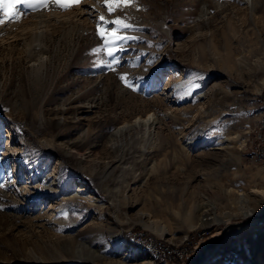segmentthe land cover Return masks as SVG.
Returning <instances> with one entry per match:
<instances>
[{"label": "rangeland", "instance_id": "rangeland-1", "mask_svg": "<svg viewBox=\"0 0 264 264\" xmlns=\"http://www.w3.org/2000/svg\"><path fill=\"white\" fill-rule=\"evenodd\" d=\"M259 1L256 19L247 0H135L112 15L104 0H80L0 25V264H152L129 247L134 233L187 248L184 264L201 252L198 264H264V224L253 226L264 167L249 152L264 71L244 72L264 50ZM97 4L135 26L115 70L102 66ZM36 12L60 23L42 41L40 83L39 50L24 52ZM182 82L198 87L173 94ZM150 115L152 135L131 130ZM203 213L220 222L189 229Z\"/></svg>", "mask_w": 264, "mask_h": 264}, {"label": "bare ground", "instance_id": "bare-ground-1", "mask_svg": "<svg viewBox=\"0 0 264 264\" xmlns=\"http://www.w3.org/2000/svg\"><path fill=\"white\" fill-rule=\"evenodd\" d=\"M247 3L249 5L250 8V12H251V16L253 18H257V12H258V6L260 5V1L259 0H247ZM57 8L55 5H51L49 9H54ZM96 9L102 13V9H100V5L97 4ZM80 16H86L87 13L82 10L80 11ZM30 18V25L33 27L32 29V34H28V36H31V40H25L24 42V46H25V53L28 54L29 58L32 57H36L37 55L39 56V60H37V64L33 65V68L37 70V81L40 83L42 82V80H44V72L43 69L45 67V64L47 62V58L44 57L43 54L45 49L47 51V45L45 43H42L43 39L48 38L49 37V30L51 28H53L52 30H55V25H60L59 21L57 20V18L52 19L50 17V14L47 15L44 12H36L35 14H31L29 15ZM90 22V18L87 17V19L85 20V23ZM62 23V22H61ZM63 24V23H62ZM71 26V30L69 31L70 33H73L76 29V25L74 24V22H69ZM51 31V30H50ZM87 30L83 29L81 30V32H85ZM26 38V37H25ZM27 39V38H26ZM36 50H39L38 54L36 55ZM256 55H254V60H251L250 63H248L247 61H245L246 63L242 62L245 64V71L242 68V71H244L247 76L248 79L251 80L252 76L250 74V71L252 69H255V71H264V50L261 53L260 51L258 52V50H256ZM255 54V52H253ZM243 59V58H242ZM35 60V59H33ZM253 71V70H252ZM198 86L194 85V84H190L188 82H182L180 84H175L174 87L172 88V93L173 94H178L182 91L187 93V96H190L196 89ZM260 87H261V91L264 88V80L261 81L260 83ZM226 93V92H225ZM229 95V93H228ZM227 95V96H228ZM156 121L153 118V116H148L147 119H138L134 125H132L131 130H135V131H141V129H144V132L146 135H152V132L156 129ZM128 128L126 126H123L122 128L119 129V131L115 134V136H120L122 133H125L126 131H131L130 129L127 130ZM123 135V134H122ZM116 137V138H117ZM222 146V145H221ZM229 147V145L227 146ZM227 148H223L222 150H224ZM258 179H260V188L255 187L254 188V193L257 194L259 197H261V202L264 203V170L262 171H258ZM241 201H244V203L249 204L251 202H256L258 201L255 197L251 196V195H247V194H242V196L240 197ZM260 202V203H261ZM264 205V204H263ZM248 213H252L251 216L248 215ZM207 213H203L201 215V217L197 220V222H195L192 217H188L186 218V222L188 224V228L189 229H204L209 227L213 222H220V220H213L210 216L206 215ZM262 213L259 214V216H261ZM245 218H249V219H254V214L252 211H246L243 215ZM263 216V215H262ZM63 218H61L60 220H58L59 222H62ZM227 224H229V222H227ZM257 224H264V219H259L254 221L253 226ZM230 225V224H229ZM238 229H231L230 230V234L236 232ZM221 232H218L213 238L212 241L215 242L218 240V238L220 237ZM229 236V235H228ZM151 263L153 264V262L151 261Z\"/></svg>", "mask_w": 264, "mask_h": 264}, {"label": "snow or ice", "instance_id": "snow-or-ice-1", "mask_svg": "<svg viewBox=\"0 0 264 264\" xmlns=\"http://www.w3.org/2000/svg\"><path fill=\"white\" fill-rule=\"evenodd\" d=\"M80 0H71L70 3H65L64 0H0V25L6 22L18 21L28 12L47 9L49 4L55 5L61 10H68L69 7L79 4ZM135 0H104L103 7L107 9L109 15H112L116 10L134 6ZM27 10V11H26ZM127 17H116L113 20H106L105 15L101 13L97 20V35L104 43L106 56L109 58L107 63L102 65L106 70H115L120 66L119 53L127 51L123 46L127 42L136 40L137 37L127 35L128 30L134 29V25L127 22ZM109 25L111 27L109 28ZM101 49H94L93 52H99ZM95 66H101L96 64ZM121 81L126 80V75L119 76ZM127 86L135 87L134 84ZM249 216L252 213H248ZM247 219L240 225L241 228L249 223Z\"/></svg>", "mask_w": 264, "mask_h": 264}, {"label": "built area", "instance_id": "built-area-1", "mask_svg": "<svg viewBox=\"0 0 264 264\" xmlns=\"http://www.w3.org/2000/svg\"><path fill=\"white\" fill-rule=\"evenodd\" d=\"M261 121L251 131L249 138V152L252 160L264 167V90L260 96ZM172 244L157 242L147 238L143 233H134L129 240V247L148 256L153 264H184L190 259L188 249Z\"/></svg>", "mask_w": 264, "mask_h": 264}, {"label": "water", "instance_id": "water-1", "mask_svg": "<svg viewBox=\"0 0 264 264\" xmlns=\"http://www.w3.org/2000/svg\"><path fill=\"white\" fill-rule=\"evenodd\" d=\"M207 250H208V249L204 250V252H206ZM202 254H203V252L200 253V256H199L198 261L196 262V264L199 263V260H200V258L202 257Z\"/></svg>", "mask_w": 264, "mask_h": 264}, {"label": "trees", "instance_id": "trees-1", "mask_svg": "<svg viewBox=\"0 0 264 264\" xmlns=\"http://www.w3.org/2000/svg\"><path fill=\"white\" fill-rule=\"evenodd\" d=\"M125 237H126L128 240H130L131 235H130V234H126Z\"/></svg>", "mask_w": 264, "mask_h": 264}]
</instances>
